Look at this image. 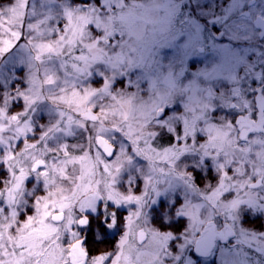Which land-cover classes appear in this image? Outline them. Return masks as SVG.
I'll list each match as a JSON object with an SVG mask.
<instances>
[{"label": "snow or ice", "instance_id": "6c2138e0", "mask_svg": "<svg viewBox=\"0 0 264 264\" xmlns=\"http://www.w3.org/2000/svg\"><path fill=\"white\" fill-rule=\"evenodd\" d=\"M0 264H264V0H0Z\"/></svg>", "mask_w": 264, "mask_h": 264}]
</instances>
